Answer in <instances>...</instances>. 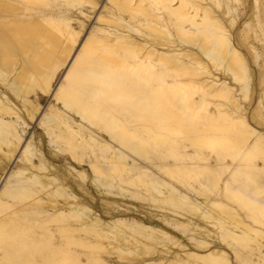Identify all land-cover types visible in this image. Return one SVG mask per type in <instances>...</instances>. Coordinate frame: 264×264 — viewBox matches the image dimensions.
<instances>
[{"label":"bare ground","instance_id":"bare-ground-1","mask_svg":"<svg viewBox=\"0 0 264 264\" xmlns=\"http://www.w3.org/2000/svg\"><path fill=\"white\" fill-rule=\"evenodd\" d=\"M99 1L0 0V264H231L202 218L236 258L248 248L264 264V244L251 247L264 237L241 215L264 211L245 192L264 187V172L245 171L264 163V130L241 104L252 81L225 21L234 11L223 0H106L102 26L86 32ZM38 112L44 133L27 140ZM191 171L198 189L182 180Z\"/></svg>","mask_w":264,"mask_h":264},{"label":"rangeland","instance_id":"rangeland-1","mask_svg":"<svg viewBox=\"0 0 264 264\" xmlns=\"http://www.w3.org/2000/svg\"><path fill=\"white\" fill-rule=\"evenodd\" d=\"M133 1H138V0H133ZM148 1H151V3L150 2H148ZM205 1H207L206 3H205ZM204 1V3L205 4H209L210 3V0H205ZM221 2H222V0H220ZM236 1V2H235ZM147 2H148V5H150L152 8H154V9H156L157 7H158V5L155 3L154 4V1L153 0H147L146 1V4H147ZM175 2H177V0H175ZM211 2H212V0H211ZM230 2V3H229ZM238 2V3H237ZM79 2H77V4H78ZM83 3V2H82ZM81 3V1H80V4H82ZM76 3H75V6H74V8L75 9H73V10H76V7H77V10L78 9H84V8H86L87 7V5L85 4V3H83V5H77ZM109 5L108 7H111V4H109L106 0H100L99 1V6H100V8L98 7L97 8V10L95 11V13L91 16V18H90V20H89V22H88V25H87V30H86V32H89L91 29H92V27L93 26H95V24H96V22H95V17L100 13V11L102 10L101 9V6L102 5ZM207 4V5H208ZM225 4H226V6H225ZM230 4V5H229ZM232 4V5H231ZM209 5H211V4H209ZM214 4H213V2H212V5H211V7H215V9H216V6H213ZM81 6V7H80ZM83 6H86V7H83ZM222 6H224L223 8H225L224 10H227V11H229V13L230 12H233L234 11V13H230V14H227L226 16L227 17H225V21H226V23H227V26H228V29H230L231 30V35H232V37H233V39H234V42L237 44V46L239 47L238 49H239V51L242 53V55L244 56V58L246 59V61H247V64H248V67H249V71H250V77H251V81H252V83L250 82V86H251V88H250V91H249V93H248V95L247 96H244L241 92H237V97L241 100V96H242V98H243V103L241 102V104L243 105V107L244 108H246V110H247V113H248V118H249V120H250V122H251V124H252V126H254L255 128H258V129H261V130H264V108H262V107H264V104H258V103H264V35H262V33H259V29H258V23L261 21H264V0H225V2H224V0H223V4H222ZM80 7V8H79ZM83 7V8H82ZM227 7V8H226ZM234 9V10H233ZM76 10V11H77ZM79 11V10H78ZM77 11V12H78ZM221 11V9H219V12ZM235 14V15H234ZM95 16V17H94ZM231 16H233L232 18H235V25L233 24L232 26H230V23H229V19H232L231 18ZM258 16V17H257ZM94 17V18H93ZM229 18V19H228ZM259 21V22H258ZM262 23H264V22H262ZM97 25L98 24H96V26L95 27H97ZM98 26H102V25H98ZM234 26V27H233ZM231 27V28H230ZM245 30V32L243 33V31ZM155 35H157V34H155ZM244 36H246V37H244ZM260 36H261V38H260ZM252 38V39H251ZM260 38V39H259ZM247 39H248V41H247ZM260 40V41H259ZM253 47V48H252ZM254 49V50H253ZM254 54V55H253ZM258 55V56H257ZM258 58V60H257V58ZM258 61V62H257ZM210 67H212V66H210ZM63 73H64V69L63 70H61L60 71V74H59V76H58V79H57V81H56V83L54 84V86L57 84V82H58V80L62 77V75H63ZM262 78V79H261ZM261 81V82H260ZM235 84H237V83H235ZM252 84V85H251ZM237 85H239V83L237 84ZM236 86V85H235ZM240 96H239V95ZM249 96V97H248ZM245 97H247V98H245ZM262 97V98H261ZM209 100V99H208ZM260 100H262V101H260ZM18 101V100H17ZM16 101V104H18L19 106L21 105V102L19 103V101L17 102ZM210 101V100H209ZM260 101V102H259ZM50 103H53V100H52V96H51V94H46V95H44V100L42 101V108L44 107V108H47V106L50 104ZM210 103H212V101H210ZM257 105H259V107L257 106ZM262 107H261V106ZM212 104H209V106H208V108L210 109V108H212ZM246 106V107H245ZM259 110H258V109ZM257 111H260V113L258 112V113H256ZM255 114H257V115H255ZM200 115V114H199ZM250 115H252V116H250ZM254 115V116H253ZM38 116V117H37ZM40 114H39V112H38V114H36V118H34L33 120H29L28 121V123H29V128H28V134L26 135V139L27 140H29V138L31 137V135H32V133L34 132V131H36V129H38L40 132H42V133H44V128L43 127H41V126H39V120H40ZM252 117L254 118V119H252ZM251 118V119H250ZM256 118V119H255ZM257 120V121H256ZM254 121V122H253ZM256 121V122H255ZM260 121V122H259ZM262 121V122H261ZM205 149H207V148H204V150H203V153H208V154H213L212 152H211V150L210 149H207L208 150V152H207V150H205ZM19 152V153H18ZM21 152L22 151H19V150H17L14 154H13V156L11 157V159L10 160H6L7 162H6V168H5V172L6 171H8L7 173H2L1 174V179H2V181L3 182H5V180H6V178L8 177V175L12 172V171H14V170H16V168H17V163H19L20 161H17V160H19V156H20V154H21ZM211 152V153H210ZM229 153V154H228ZM232 153V151L231 152H223V154L226 156V158H224L225 156L224 155H222L221 154V157L222 158H224V160L225 161H227L228 163H230V162H232L233 161V159L235 158V155H233V154H231ZM16 154V155H15ZM18 154V155H17ZM214 155V154H213ZM232 155V156H231ZM1 156V155H0ZM230 156L232 157V158H230ZM14 157V158H13ZM230 158V159H229ZM261 158H262V160H264V155H262L261 156ZM14 161H13V160ZM12 161V162H11ZM62 163H64V162H62ZM61 163V164H62ZM16 164V165H15ZM20 164V163H19ZM257 166V165H256ZM259 167V168H258ZM76 169H78V168H76ZM84 169H86V168H84V167H82V168H80L79 170H84ZM217 170H216V172L219 174V186L222 184V180L226 177V175H227V170H222L221 171V169L222 168H216ZM223 169H225L224 167H223ZM254 169V170H253ZM11 170V171H10ZM221 171V172H220ZM224 171V172H223ZM245 171H247V172H253V173H257L259 176H261L260 175V171H261V173L262 172H264V163H260V166H257V170H256V167L253 165V167H249L248 166V168H246V170ZM257 171H259V172H257ZM225 172H226V174H225ZM222 173H224L225 175L223 176V174ZM5 177H4V176ZM224 177V178H223ZM261 177H264V173H262V176ZM222 178V180H220ZM199 179L201 180L202 179V174L201 175H195L192 171H191V173H189V175H187V180H186V177H184V179H182L184 182H185V184H189L190 183V185L189 186H192V187H196L197 189H198V187L200 186L199 184H200V181H199ZM1 181V185L2 184H4L3 182ZM194 183V184H193ZM196 185V186H195ZM197 185H199V186H197ZM260 189V190H259ZM259 189L257 190L258 192H256V193H251L250 191H248V189H246L245 190V192H247V196L249 197V196H251L252 198L251 199H255L256 201H259V202H264V192H262V191H264V187H259ZM96 191V192H95ZM260 191V192H259ZM248 192H250V195L248 194ZM91 193H92V195H93V197H96L95 199H94V204H95V207L97 208V210H102L101 209V200H102V197L98 194V192H97V190H95V189H92L91 188ZM203 199V198H202ZM125 200L127 201L126 202V204L127 205H130V207H135L137 204V202L136 201H133V199L132 200H130V199H127V198H125ZM147 203H152V202H147ZM243 210V212H245V210L246 209H242ZM240 212H242L241 210H240ZM243 212H242V216H243V218H244V220L248 223V224H250L251 226H253V228H255V229H257L258 228V230L259 231H261V233H262V237H264V231H262V230H264V211H262V210H259V209H254L252 212H250V211H248V210H246V212L243 214ZM248 212H250V213H248ZM260 212H261V215H260ZM259 215H258V214ZM143 214V213H142ZM246 215H247V217H246ZM241 216V217H242ZM252 216V217H251ZM215 217H217L216 215H215ZM250 217L252 218V219H250ZM194 218V217H193ZM259 220V222L257 221V219ZM108 219H112V218H106L105 220L106 221H109ZM247 219V220H246ZM206 221L207 222V224H206V222H204V221ZM212 220V219H211ZM210 219L209 220H205V219H200V224L202 225V226H204V227H206L207 228V230L210 232V238L211 239H209L208 238V241H210L211 243H212V247H214V248H220V250H223V251H225L228 255H230V256H228V259H229V261H230V263L231 264H252L251 263V261L250 260H248L249 258H247L248 257V248L245 250V248L243 249V248H241V254H240V256L241 257H237V258H240V259H237L236 258V255L234 254V252L232 251V250H230L228 247H226V246H223L224 244H222V242L220 241V239H219V237H218V234H219V231H218V227L217 226H215L214 224H213V220L211 221ZM256 220V221H255ZM208 223H210V224H208ZM258 223V224H257ZM261 223V224H260ZM256 224V225H255ZM260 224V225H259ZM212 225V226H211ZM255 225V226H254ZM215 226V227H214ZM209 227V228H208ZM234 228V227H233ZM212 229V230H211ZM214 229V230H213ZM212 231H214V232H216V233H213ZM217 231H218V233H217ZM235 231L237 232L238 231V233L240 232V228H238V229H235ZM212 234V235H211ZM216 234V235H215ZM179 238H180V236H178ZM256 240L253 242V243H251V247H254V245L256 244V242L258 243V244H264V240H262V238L261 237H257V238H255ZM216 240V241H215ZM218 240V241H217ZM261 240V241H260ZM213 241V242H212ZM176 247H173V246H171L170 247V252H175V250H176V252L175 253H177V252H179L180 250H178V248L177 249H175ZM227 248V249H226ZM163 248L161 247V246H159V250L161 251ZM262 249H264V248H262ZM178 250V251H177ZM193 251H195V252H198V253H201L202 254V250L201 251H197V250H194V249H192ZM191 250V251H192ZM207 251L206 250H204V252L203 253H206ZM244 256V257H243ZM242 258V259H241ZM246 258H247V260H246ZM246 261H245V260ZM243 260V261H242Z\"/></svg>","mask_w":264,"mask_h":264}]
</instances>
